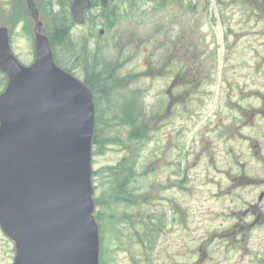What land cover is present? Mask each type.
Returning a JSON list of instances; mask_svg holds the SVG:
<instances>
[{"label":"rangeland","instance_id":"obj_1","mask_svg":"<svg viewBox=\"0 0 264 264\" xmlns=\"http://www.w3.org/2000/svg\"><path fill=\"white\" fill-rule=\"evenodd\" d=\"M113 4L119 6L113 28L107 30L104 19L94 17V28L75 26L73 34L86 37L123 80L122 89L117 80L110 84L113 94L134 92L143 101L138 106L151 111L155 104L160 114L154 129L130 145L136 172L147 173L145 177L136 173L133 198L163 200L177 193L162 191L171 175L168 155L174 167L180 162L187 187L172 197L183 204V224L169 219L157 241L154 264H167L178 253L186 264L199 259H207L200 264H258L250 263V258L253 261V254L264 250V219L254 222L258 212H264V196L259 208L254 206L264 193V11L254 10L264 9V0H113ZM31 24L25 0H0V26L8 28L12 49L25 64L33 59ZM101 28L104 33L97 37ZM179 45L193 50L187 62L194 77L182 79V89H168V75L179 70ZM107 104L105 100L101 109L110 116ZM121 135L126 142L128 128ZM125 155L122 147L109 146L93 156V171L113 166ZM99 180L94 179V193L106 201L108 189ZM153 184L157 190L152 199ZM118 206L108 213L121 216ZM133 208L134 214L137 206ZM157 220L162 216L155 213ZM114 224L107 220L111 228ZM226 232L242 235L227 258L218 248L222 241L212 236ZM104 241L106 260L133 264L122 242L113 248L107 235ZM206 242L208 256L197 250ZM12 247L0 231V264H12Z\"/></svg>","mask_w":264,"mask_h":264},{"label":"water","instance_id":"obj_2","mask_svg":"<svg viewBox=\"0 0 264 264\" xmlns=\"http://www.w3.org/2000/svg\"><path fill=\"white\" fill-rule=\"evenodd\" d=\"M89 6L90 0H73L75 22L83 23ZM34 19L28 66L0 27V70L7 75L0 94V228L14 243V264H99L92 93L56 65L37 12Z\"/></svg>","mask_w":264,"mask_h":264},{"label":"trees","instance_id":"obj_3","mask_svg":"<svg viewBox=\"0 0 264 264\" xmlns=\"http://www.w3.org/2000/svg\"><path fill=\"white\" fill-rule=\"evenodd\" d=\"M70 2L71 0H45L44 6L41 8V13L44 16L43 32L50 40L56 63L81 78L93 93L96 114L92 155L106 150L109 146L122 147L126 152V155L115 165L94 170L92 173L93 181L95 178L100 179L101 187L102 184H105L108 189L106 201L103 200L101 194L94 197L96 208L100 211L104 204L134 202L133 194L136 192V187L133 182L136 171L133 166H135L136 157L132 156L133 151L130 145L137 143L151 131L150 119L145 108L139 107L133 102L134 92L122 96L113 94L114 88L110 84L117 80L122 89L123 80L117 79L118 76L103 62L104 57L96 47L90 45L86 37L76 36L72 33V21L68 11ZM92 2L93 5H98V0H92ZM115 8L119 10V6L114 4L110 8L102 9L99 13V16L104 19L105 24L103 25L107 29L117 22ZM111 9H113L112 12ZM86 24H91L92 27L96 25L94 14L91 11L87 13ZM88 35L92 34L89 32ZM0 78L1 91L6 84V77L0 73ZM127 83L126 80V87L123 90H127ZM112 99L115 100V103H111ZM105 100L108 102V109L112 112L110 116H106V109L105 111L101 109ZM124 128H128L126 142L123 141L121 135ZM136 197L140 198V196ZM99 211L95 216L100 222ZM154 224L158 228V223ZM156 227L154 233H157Z\"/></svg>","mask_w":264,"mask_h":264},{"label":"flooded vegetation","instance_id":"obj_4","mask_svg":"<svg viewBox=\"0 0 264 264\" xmlns=\"http://www.w3.org/2000/svg\"><path fill=\"white\" fill-rule=\"evenodd\" d=\"M263 0H258V2L262 3ZM254 11H264V9H257ZM182 64H185L186 58L181 59ZM185 69V67L183 68ZM185 74V73H184ZM186 75V74H185ZM169 87L175 88L176 86H179L180 89L182 85V79L179 78H172L170 77ZM170 100V97H169ZM171 101V100H170ZM241 164V163H240ZM169 167L172 168L170 170V178L168 177L165 181L166 184V190L169 192H179L184 188V178H181L182 172L180 168V162H177V168L172 165V162L169 161L168 163ZM264 196V193L261 192L260 196L258 197L257 202L255 203V208H259V204L262 202V197ZM163 203V204H160ZM137 207L134 212V226H133V232L131 234V248L130 250L125 249V253H127L132 258L133 264H154V255H155V248L157 247L158 243L157 241L160 240L163 237L164 232L167 230V226L169 225V219L172 221L183 224V216H182V208H184L182 203L179 200H171L170 197L163 202H157L156 207H153L155 205L154 202L150 203H144V202H136L135 203ZM143 207H148L147 210H142ZM152 208V209H151ZM142 212V213H141ZM155 213L162 216V220H157L158 228L156 227L155 223ZM168 218V219H167ZM261 219H264V212L260 211L258 212V215L254 222H260ZM156 227L157 230H161L160 233L157 235V233H154ZM228 231V230H227ZM157 235V236H156ZM212 236L215 237V239L222 241L218 248L222 252L223 257L228 256L229 253H232V249L235 246L234 240H237L238 237H242L241 233L235 234L234 232H226L222 235L213 234ZM159 237V238H158ZM187 239H185L186 242ZM209 242H206L204 244H201L197 250H204L207 251L208 256V246ZM124 246H128V243H126ZM123 246V247H124ZM186 246V245H185ZM232 246V247H231ZM122 247V248H123ZM187 250V249H186ZM185 251V249L183 250ZM182 252V251H181ZM183 255L178 253V257H173L169 260H167V264H186L183 261ZM254 260L252 261V255L250 258V263H258V264H264V250L261 249V251H258L253 254ZM207 260V259H206ZM206 260H196L195 264L204 263ZM165 263V262H164ZM104 264H112L109 262V260H106Z\"/></svg>","mask_w":264,"mask_h":264},{"label":"bare ground","instance_id":"obj_5","mask_svg":"<svg viewBox=\"0 0 264 264\" xmlns=\"http://www.w3.org/2000/svg\"><path fill=\"white\" fill-rule=\"evenodd\" d=\"M49 42H50V40H49ZM117 61H119V60H117ZM134 167V170L136 171L137 170V167L136 166H133ZM136 167V168H135Z\"/></svg>","mask_w":264,"mask_h":264}]
</instances>
